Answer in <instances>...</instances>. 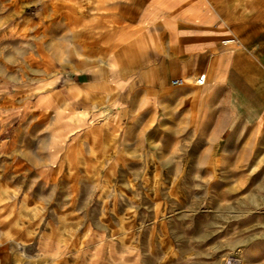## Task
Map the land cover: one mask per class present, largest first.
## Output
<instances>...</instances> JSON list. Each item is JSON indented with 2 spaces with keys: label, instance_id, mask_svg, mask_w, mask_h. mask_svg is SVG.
<instances>
[{
  "label": "crops",
  "instance_id": "1",
  "mask_svg": "<svg viewBox=\"0 0 264 264\" xmlns=\"http://www.w3.org/2000/svg\"><path fill=\"white\" fill-rule=\"evenodd\" d=\"M42 1L26 51L34 83L4 95L0 240L34 241L36 255L71 264L99 224L95 194L138 183L130 146L154 124H179L180 144L195 132L226 155L264 150V0Z\"/></svg>",
  "mask_w": 264,
  "mask_h": 264
},
{
  "label": "rangeland",
  "instance_id": "2",
  "mask_svg": "<svg viewBox=\"0 0 264 264\" xmlns=\"http://www.w3.org/2000/svg\"><path fill=\"white\" fill-rule=\"evenodd\" d=\"M45 2L0 0V124L9 108L4 95L34 83L26 51H34L45 20L37 9ZM179 129L154 124L130 146L140 159L138 183L95 194L99 224L86 226L88 237L74 245L71 264H264V150L243 144L226 155L223 145L204 144L190 131L187 144H180ZM9 131L0 129V139ZM115 204L123 209H112ZM116 213L122 223L107 224ZM34 244L0 240V264H53L35 254ZM81 250L92 255L80 256Z\"/></svg>",
  "mask_w": 264,
  "mask_h": 264
},
{
  "label": "built area",
  "instance_id": "3",
  "mask_svg": "<svg viewBox=\"0 0 264 264\" xmlns=\"http://www.w3.org/2000/svg\"><path fill=\"white\" fill-rule=\"evenodd\" d=\"M205 80V76H200L198 79L195 80V82L199 85L203 84ZM176 85H178V83H176Z\"/></svg>",
  "mask_w": 264,
  "mask_h": 264
}]
</instances>
